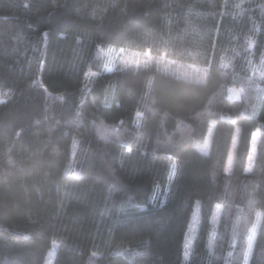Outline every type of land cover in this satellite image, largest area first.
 Returning a JSON list of instances; mask_svg holds the SVG:
<instances>
[{"label": "trees", "instance_id": "1", "mask_svg": "<svg viewBox=\"0 0 264 264\" xmlns=\"http://www.w3.org/2000/svg\"><path fill=\"white\" fill-rule=\"evenodd\" d=\"M254 226L264 264V0H0V264H242Z\"/></svg>", "mask_w": 264, "mask_h": 264}, {"label": "rangeland", "instance_id": "2", "mask_svg": "<svg viewBox=\"0 0 264 264\" xmlns=\"http://www.w3.org/2000/svg\"><path fill=\"white\" fill-rule=\"evenodd\" d=\"M121 65L123 67H128V68L129 67H132V68L154 67L156 70H159L161 72L168 73V74H171L173 76H177L179 78H183L186 80H190V81H194V82H200V81L204 80L203 78H201V74L203 73V69H201V68H199L193 64H187V63H183L180 61L173 60V59H171L165 55H153L147 51L138 52V51L121 50ZM226 94L230 98H238L241 95V89L227 88ZM211 129L208 130L207 135L204 139V142L198 146V148L203 152H207V150H208L210 138H211ZM256 142H257V135L253 134L252 139H251V143H250V153L248 156L247 170L250 169V161H251V158L253 157V154L255 152ZM232 149H233V147H231V149L229 151L228 158H227V164H226L227 168L230 166V163H231ZM217 212H218V207L215 209V215L212 218L213 225H215L217 222V214H216ZM195 224H196V210L193 213V215L191 216V220L189 222L188 233H187L188 235L186 237L187 243L190 242L189 231L194 232ZM254 233H255V226L252 227L250 233L248 234V237H247V241L249 243V244L247 243L248 245L251 244L252 239L254 237ZM55 245H56L55 243L51 244V247H50L51 251L54 249ZM51 251H50V253H48L49 255L51 254ZM247 251H248V248H247ZM48 254L46 257L45 264H47L49 261ZM247 258H248V255L246 256L245 260H247ZM244 264H246V263L244 262Z\"/></svg>", "mask_w": 264, "mask_h": 264}, {"label": "bare ground", "instance_id": "3", "mask_svg": "<svg viewBox=\"0 0 264 264\" xmlns=\"http://www.w3.org/2000/svg\"><path fill=\"white\" fill-rule=\"evenodd\" d=\"M254 237H255V233H254ZM254 237H253L252 242H251L250 245H248L249 243H248V241H247L248 244L246 245L245 256H244V259H243V261H242V264H244V262H245L246 264H248L249 255H250V251H251V248H252V243H253ZM247 248H248V251H247ZM247 255H248V258H247V260H245Z\"/></svg>", "mask_w": 264, "mask_h": 264}]
</instances>
